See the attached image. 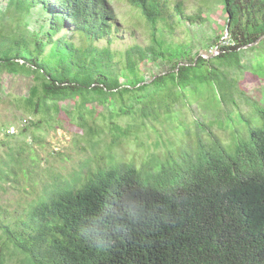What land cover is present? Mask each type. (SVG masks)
<instances>
[{"label":"trees","instance_id":"1","mask_svg":"<svg viewBox=\"0 0 264 264\" xmlns=\"http://www.w3.org/2000/svg\"><path fill=\"white\" fill-rule=\"evenodd\" d=\"M111 1L6 0L0 9V77L20 75L30 82L20 100L30 115L48 119L65 112L62 104L70 101L86 130L85 113L97 105L111 108V118L138 115L172 123L177 121L172 105H192L199 85L216 82L223 87L229 82L234 98L219 126L228 128L239 96L251 105L245 90L237 88L241 82L235 72L248 53L242 54L264 41L251 46L264 37V0H215L227 16L229 42L213 58L197 54L190 60L185 44H166L157 27L171 17L166 2L128 0L150 27L151 40L146 47L128 49L123 67L110 48L115 30ZM173 12L183 23L205 22L200 15H184L180 4ZM33 19L36 26L30 30ZM61 31L66 35L57 37ZM75 36L82 44L74 42ZM103 38L107 45L97 47ZM142 62L173 66L148 81ZM255 104L250 116L238 109L245 130L240 136L233 133L227 146L213 136L207 144L199 139L193 152L172 151L165 162L154 156L140 169L112 160L109 168L84 179L78 175L62 183L54 177L58 183L48 184L11 218L0 209V264H264V108ZM195 125L210 133L199 119ZM112 126L113 145L130 133V127L115 121ZM2 132L6 143L14 138L5 123H0ZM24 149L9 147L0 162V184L17 178ZM32 169L21 171L34 177Z\"/></svg>","mask_w":264,"mask_h":264},{"label":"rangeland","instance_id":"2","mask_svg":"<svg viewBox=\"0 0 264 264\" xmlns=\"http://www.w3.org/2000/svg\"><path fill=\"white\" fill-rule=\"evenodd\" d=\"M164 2L167 3L166 11L171 17L159 22L157 27L164 33L163 39L166 44H185L191 57L187 60L193 59L197 54L205 58L218 55L217 40L226 32L227 16L223 12L222 5L215 0H162L161 4ZM6 3V0H0V9H4ZM177 4H180L184 15H200L205 22L198 25L181 22L173 12ZM110 5L115 15V30L110 36L112 40L110 48L116 53L115 61L123 67L124 55L128 49L136 45L148 46L151 29L140 12L132 7L128 0H114ZM35 26L33 19L30 30ZM65 33L61 31L57 37L66 35ZM228 38L229 33L227 44ZM104 39L107 38L100 40L96 44L97 47L103 48L107 45ZM74 42L77 45L82 44L78 36H75ZM246 53L248 54L244 57L245 61L241 62L243 65L240 66L239 73H235L241 82L237 88L241 92L245 90V96L251 100V105L249 107L246 105L243 96H239L237 90L234 95L239 96L235 101L240 112L250 116L256 112L255 102L264 108V81L261 80L264 79V41L258 47L245 51L242 56ZM231 61L237 68V62ZM219 63V59L212 61L215 66ZM139 66L142 74L149 81L161 68L171 69L173 64L162 62L156 66L152 62H142ZM230 75L229 81L232 80ZM120 80L123 82V78ZM0 83L3 89L0 92V123L9 125L8 133L14 134V138L9 139L7 143L4 141L5 133L0 134V139L6 143L0 144V162L5 160L11 145H14L16 150L21 146L26 148L20 155L23 162L21 166H17V170L20 171L17 178L9 183L0 184V209L8 211V218L36 201L48 184L58 183L54 177H59L62 183L72 182L78 175L84 179L89 172L109 168L112 160L114 163H132L140 169L154 156L159 161L165 162L172 151L193 152L199 139L207 144L213 136L227 146L232 140L233 133H239L240 136L245 130L243 123L246 124V120L239 117L243 123L239 122L238 109H235L232 116L233 123H227L228 128L216 124L218 121L222 124V116L225 119L226 112L232 109L234 98L228 93L229 82L226 87L220 86L217 82L199 85L193 100L191 99L192 105H184L181 102L172 105L171 109L176 111L177 118V121L172 123L167 120L142 119L138 115L111 118L109 112L111 108L104 109L97 105L92 113H85L87 130L92 128L93 135H88L86 128H81L77 111L73 106H68L71 105L70 101L62 104L65 112L52 113L50 118L45 119L41 114L30 115L20 102L28 95L30 82L26 78L20 75H3L0 77ZM223 94L227 95V100L221 99ZM226 104L227 108H225ZM196 119H199L203 126L211 127L210 133L204 129L199 130L195 125ZM114 121L122 128L130 127V133L127 137H120L113 145ZM179 123L184 127H180ZM156 142H159L158 145ZM110 145H112L111 149H109ZM31 158L35 159L34 170ZM25 167L35 172L34 177L24 176L21 169ZM79 185L80 183L76 184Z\"/></svg>","mask_w":264,"mask_h":264},{"label":"built area","instance_id":"3","mask_svg":"<svg viewBox=\"0 0 264 264\" xmlns=\"http://www.w3.org/2000/svg\"><path fill=\"white\" fill-rule=\"evenodd\" d=\"M225 37V38H224ZM224 38V40L220 43L219 42V45L216 47V50H217V54H219V47L222 46V45H227V34L225 33V35L222 37V39ZM221 39V40H222ZM229 39V38H228ZM229 42V40H228Z\"/></svg>","mask_w":264,"mask_h":264},{"label":"water","instance_id":"4","mask_svg":"<svg viewBox=\"0 0 264 264\" xmlns=\"http://www.w3.org/2000/svg\"><path fill=\"white\" fill-rule=\"evenodd\" d=\"M264 37L260 38L256 43L260 42L261 39H263ZM256 43H254L253 45H255ZM251 45V46H253ZM249 46H246L245 48H248Z\"/></svg>","mask_w":264,"mask_h":264}]
</instances>
